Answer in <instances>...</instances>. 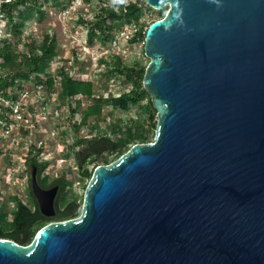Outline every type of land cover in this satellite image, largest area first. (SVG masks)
Returning a JSON list of instances; mask_svg holds the SVG:
<instances>
[{"label":"water","instance_id":"95a60500","mask_svg":"<svg viewBox=\"0 0 264 264\" xmlns=\"http://www.w3.org/2000/svg\"><path fill=\"white\" fill-rule=\"evenodd\" d=\"M145 1L169 7L144 42L154 140L95 168L80 215L0 237V264H264V0Z\"/></svg>","mask_w":264,"mask_h":264},{"label":"trees","instance_id":"16d2710c","mask_svg":"<svg viewBox=\"0 0 264 264\" xmlns=\"http://www.w3.org/2000/svg\"><path fill=\"white\" fill-rule=\"evenodd\" d=\"M73 1L0 0V25L7 32V36L0 37V93L6 94L16 81L20 84L24 81L38 85L44 100L57 91L58 98L64 105L67 102L71 117L74 118L70 122L71 130L62 131V140L66 141L67 134L72 131L71 135L75 137L72 154L82 178L88 179L92 177L97 166L119 158L134 144L153 141L158 116L151 95L144 87L143 80L148 64L136 61L133 65H125L120 55H112L106 61L108 74L123 78L130 87L120 93L107 94L97 93L92 80L69 75L64 65L56 70L55 64L60 52L54 29L48 28L42 38L38 39L28 32V25L33 20H43L47 16V6L65 11ZM146 7L155 10L144 0H122L120 3L98 0L93 16H82L79 21L86 27L87 40L91 44L95 41L107 44L116 37L118 31L133 22L138 28L130 35V41L145 42L148 26L167 13L165 9L160 11L159 17L153 18L148 24L143 20ZM85 98L93 100L86 107L83 101ZM144 101L146 102L143 103ZM134 105L141 110V116L132 122L123 119L121 113L129 111ZM109 107L110 111L105 114V109ZM83 127H88L90 133L80 135ZM47 147L48 142L40 148L32 146L27 159L30 168L37 166L46 171L50 162L42 161L40 157ZM92 164L93 169L90 167ZM50 181L47 174L40 183ZM56 181H61L62 186L55 216L43 215L32 192V206L14 198L15 207L11 211L6 203L0 208L1 238H9L26 245L45 224L76 217L74 213L77 204L69 199L73 182L66 175L58 177Z\"/></svg>","mask_w":264,"mask_h":264},{"label":"rangeland","instance_id":"374dc122","mask_svg":"<svg viewBox=\"0 0 264 264\" xmlns=\"http://www.w3.org/2000/svg\"><path fill=\"white\" fill-rule=\"evenodd\" d=\"M110 1L120 3L122 0ZM97 4L98 0H74L69 5L66 13L58 8L47 6V16L40 21H31L28 25V32L40 39L45 30L48 28L54 29L58 37L60 52L55 64L56 70L64 65L69 75L75 78L92 80L96 85L97 93H120L130 86L125 83L123 78L108 74V64L106 61H109L112 55H120L125 65H133L136 61L148 64L149 59L144 53L145 43L143 41L136 43L130 41L127 37L131 33L128 25L117 32V45L113 41H109L107 44H103L100 41H95L93 44L89 43L87 40V29L80 23L79 18L81 19L82 16H93ZM168 8V6H165L162 10L165 9L168 12ZM162 10H152L146 7L143 20L150 24L153 18L159 17ZM52 98L53 105H58L51 111V115H54V117L45 118L39 124V127L36 128L34 135L39 139L50 140V145H48L47 150L40 157V160L50 162L49 167L46 169V173L50 176V179H57L62 175H66L73 182L69 192V199L74 200L77 204L74 216H78L82 212L85 191L91 178H82L77 167L72 154L75 139L71 135L73 134L72 131H70V134H67L66 141L62 140V131L64 129L71 130L72 126L70 122L74 121L67 102L65 106L57 98V95H54ZM83 101L85 107L93 102L92 98H85ZM108 111H110V107L105 109V114ZM140 114L141 110L137 105H134L129 111L121 113V116L123 119H128L132 122L135 121L136 117L141 116ZM89 133L90 129L88 127H83L80 131V135H87ZM0 159H2L1 153ZM90 167L93 169L94 165L92 164ZM26 176L24 180L18 182L14 180H0V199L6 203L10 211L15 207L14 198H19L29 206H32L31 192L33 187L29 179V172ZM58 203L55 201V213L59 206Z\"/></svg>","mask_w":264,"mask_h":264},{"label":"built area","instance_id":"2783aa9c","mask_svg":"<svg viewBox=\"0 0 264 264\" xmlns=\"http://www.w3.org/2000/svg\"><path fill=\"white\" fill-rule=\"evenodd\" d=\"M68 11L65 10L66 13ZM131 31L127 37L137 30L136 23L128 25ZM7 36V32L0 25V37ZM118 44L117 38L113 40ZM58 80L57 85H59ZM39 86L31 82L16 81L6 94L0 93V180H24L28 174V156L32 146L43 147L49 139L36 138L34 132L45 118L54 117L52 97L44 100ZM60 104V102H59ZM61 105V104H60ZM47 150V149H46ZM17 152V153H16ZM45 151L41 154V156ZM14 156V157H13Z\"/></svg>","mask_w":264,"mask_h":264},{"label":"flooded vegetation","instance_id":"af4514ba","mask_svg":"<svg viewBox=\"0 0 264 264\" xmlns=\"http://www.w3.org/2000/svg\"><path fill=\"white\" fill-rule=\"evenodd\" d=\"M28 172H29V179H30V181H31V179H32L33 173L35 172L36 175H37V178H38V180H39V183H40V180H41L42 178H44V177L47 175L46 171H42V170L39 169L37 166H34L33 168H30V166H28ZM40 184H41V186H42L43 188H45V189H50V188L58 187V189H59V190H58V195H57L55 201L59 202V194H60L61 186H62V182H61V181L57 182V181H56V178H55V179H52L50 182H47V183H40ZM32 193H33V195L35 196L33 190H32ZM37 202H38V201H37ZM3 204H4V202H2L1 199H0V208H2ZM38 205H39V204H38ZM39 208H40V207H39ZM55 214H56V213H55ZM54 216H55V215H54ZM46 217H47V216H46ZM52 217H53V216H52Z\"/></svg>","mask_w":264,"mask_h":264}]
</instances>
